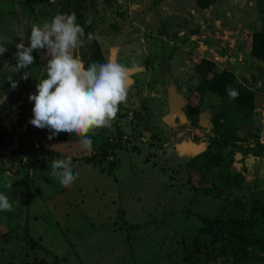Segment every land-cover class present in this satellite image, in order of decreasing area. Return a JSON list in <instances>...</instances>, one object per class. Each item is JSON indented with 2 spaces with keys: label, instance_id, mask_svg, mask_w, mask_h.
<instances>
[{
  "label": "rangeland",
  "instance_id": "1",
  "mask_svg": "<svg viewBox=\"0 0 264 264\" xmlns=\"http://www.w3.org/2000/svg\"><path fill=\"white\" fill-rule=\"evenodd\" d=\"M58 1L37 0L34 14L27 17L21 14L18 5H13L10 0H0V19L4 17L5 22L9 21L5 25L0 22V43L5 38L10 39L5 43L7 51L0 55V100L6 96L0 103V164L7 166L19 158L24 160L41 147L60 153L59 157L39 161L36 167H20L18 175L14 174V169L11 172L0 169V192L7 195L13 205L11 212L0 211V238L7 242L4 237L14 236L10 232L12 228L18 233L16 238H22L27 230L25 224L32 237L41 238V246L35 249V254L31 253L25 264H31L33 257L42 261L38 264H82L78 260L77 246L59 232L51 214L43 209L42 198L53 187L62 188L50 175L53 159H62L65 154L92 156L101 144L100 139L91 138L93 144L88 150L72 138L55 136L49 140L48 133L32 132L33 125L29 120L33 102L28 96L36 92L35 85L45 74L41 54L46 53L42 49L32 52L35 58L32 66L12 72V66L16 64L15 44L23 35L27 46L32 26L51 21L57 14ZM89 17L94 22L106 60L112 59L127 67L129 85L127 102L120 105L112 123L129 136L113 156L115 169L112 173L118 185L121 210L117 213L114 197L101 211L97 206L94 216H107L106 228L112 232L111 241L115 239V246L123 244L121 253H126V258L116 264H183L185 241H191V235L202 240L203 223L195 214L213 218L222 212L227 217L241 206L202 193L194 199L193 186L187 183L189 179L184 166L206 147L203 138L211 134L208 108L221 103V99L213 95L201 97L196 92L199 77L194 66L201 59L212 60L216 64L215 71H232L238 82L254 91L255 108L251 118L236 122L233 117L230 124L238 127L240 136L251 137L255 146H264V64L249 55L251 34L264 25V0H219L206 10H199L194 0H114L111 5L99 0L89 11ZM12 34L15 41L11 39ZM25 72L30 74L27 80L22 79ZM10 76L17 82L15 89L10 87ZM169 85L175 86L187 102L186 106H190L191 116L198 114L196 125L189 126L190 121L186 118L182 122L177 120L172 126L165 124L164 117L169 112ZM143 116H147L146 128L139 124ZM255 155L249 154L248 164L255 162V165L259 159H264L260 152ZM222 159H229L228 149L222 152ZM87 164L109 170L107 162ZM252 165L249 166L251 172L244 173L243 184L256 187L259 199L264 201V168L259 175ZM230 171H233L232 166ZM33 173L44 176V180L30 179ZM197 179H192L194 186L198 185ZM210 179L207 176L208 186ZM8 182H11V189L5 187ZM36 189L40 190V195ZM26 209L30 211L28 217ZM33 215L38 219L34 221ZM124 220L134 224V228H124ZM60 226L65 227L62 223ZM240 231L254 236L264 234V221L242 227ZM255 240L259 241L246 248L248 257L240 264H264V241ZM7 243L11 245L9 241ZM27 246L22 242L14 246L20 255L15 256L16 260L11 264L27 262L24 259ZM0 264L9 263L4 260Z\"/></svg>",
  "mask_w": 264,
  "mask_h": 264
},
{
  "label": "trees",
  "instance_id": "2",
  "mask_svg": "<svg viewBox=\"0 0 264 264\" xmlns=\"http://www.w3.org/2000/svg\"><path fill=\"white\" fill-rule=\"evenodd\" d=\"M13 5H18L23 16L31 17L34 14V5L37 0H10ZM51 1V0H50ZM99 0H59L57 14H71L75 13L77 23H79L85 32L83 46L79 48L78 54L84 61L85 68L92 62L104 63L106 58L99 45L95 25L92 18L89 17V11L93 10ZM104 4L111 5L114 0H101ZM199 10H206L219 0H194ZM53 2V1H52ZM51 2V3H52ZM91 19V24L86 25L85 20ZM93 33L94 39L89 43L87 41V34ZM41 63L44 66L46 78L47 61L50 59L46 49H42ZM249 55L255 61H260L264 64V25L260 30H256L251 34V44ZM216 64L209 59H201L199 63L194 66V72L197 74L198 82L195 87L196 92L204 97L207 94L213 95L221 99L220 106L211 105L209 115L211 116L209 124L211 127V134L203 138L206 147L193 155L185 164L184 168L188 175L189 185H192L195 191V196L198 193L210 195L212 197L222 198L227 201H234L241 206L232 216L224 217L225 215L219 213L213 218L200 216L195 214L202 220L203 226L200 230V236L191 235V241L184 244L182 250L181 262L183 264H240V261H245L249 252L246 250L248 246L256 244L259 240L264 241V234H244L241 233L242 227L253 226L257 222L264 221V201L259 199L255 188H250L245 185L244 173L251 172L249 166L256 167V172L261 175V170L264 168V159H259L258 163L255 162L248 164L249 154L253 156L255 153L260 152L264 155V146L253 144V139L248 135L242 137L238 134V127L230 124L233 117L235 121H246L253 115L254 104V91L247 86L238 82L235 74L230 70L215 71ZM231 86L238 92L235 99L229 97L226 89ZM234 114V116L232 115ZM232 115V116H231ZM147 116H143L139 124L146 128ZM198 116L192 119L195 124ZM224 121V122H223ZM32 132L36 134L48 133V129H38L32 126ZM91 138L100 139L101 144L98 151L92 156L82 155L77 157L72 154H65L64 158L71 156L73 163H89L92 165H101L107 162L109 170L108 174L112 173L115 169V152L129 140V136L121 131L117 126L111 128H101L94 133H89ZM57 136H62L65 139H74L80 141L79 137L75 134L70 135L61 133ZM0 139L2 137L0 136ZM252 146H255L252 148ZM228 149L229 159H222V152ZM34 153V154H33ZM60 153L53 149H46L41 147L34 150L32 155L24 160L19 158L11 161L7 166L0 164V169L4 172H11L15 170V175H18L20 167L24 165L28 168L36 167L39 161H48L53 157H59ZM255 161V160H254ZM19 162V165H15ZM38 163V164H37ZM232 166L233 171H230ZM217 169L213 171V169ZM245 171V172H244ZM207 176H210L211 184L207 185ZM250 176V175H249ZM193 177L198 178V185H193ZM191 179V180H190ZM204 185V186H202ZM236 216V217H234ZM130 221L124 220V228L127 226L128 230L134 228ZM22 240L25 241L27 246V254L29 250H35L39 242L30 238L28 228L23 232ZM48 249H46L47 252ZM56 257L54 261H56ZM37 260L33 257L30 261L31 264H38Z\"/></svg>",
  "mask_w": 264,
  "mask_h": 264
},
{
  "label": "clouds",
  "instance_id": "3",
  "mask_svg": "<svg viewBox=\"0 0 264 264\" xmlns=\"http://www.w3.org/2000/svg\"><path fill=\"white\" fill-rule=\"evenodd\" d=\"M86 25L91 19L85 20ZM85 38L84 28L77 23L75 13L56 14L51 21L42 26L33 25L30 31V43L21 41L15 45L16 64L12 72L29 68L34 64V50L46 49L50 56L47 61L46 78L35 85L36 92L30 93L32 117L29 123L38 129H48V139L52 140L60 133L75 134L85 149L91 150L93 141L89 133L101 128H111L120 111V105L126 104L128 96V69L125 65L108 59L104 63L92 62L85 68L78 54ZM87 41L94 39L93 33L87 34ZM5 38L0 43V55L7 51ZM25 72L22 79L27 80ZM10 87L15 89L17 82L8 78ZM230 98L235 99L238 92L228 86ZM6 96L0 100V103ZM50 175L64 188H69L79 173L72 168V158H56L51 161ZM11 189V182L5 184ZM0 211L11 212L13 205L7 195L0 192Z\"/></svg>",
  "mask_w": 264,
  "mask_h": 264
},
{
  "label": "crops",
  "instance_id": "4",
  "mask_svg": "<svg viewBox=\"0 0 264 264\" xmlns=\"http://www.w3.org/2000/svg\"><path fill=\"white\" fill-rule=\"evenodd\" d=\"M3 18L0 19V22L2 21L3 25L9 23L6 19L5 20L7 22H5ZM12 31L14 32L13 25ZM11 39L15 41L13 34ZM73 167L76 168L73 171L79 173L78 178L69 188L62 187L60 189L58 187H53V189H50L48 191L49 193L44 195L42 198L43 209L51 214L59 232L62 233V235L68 240L71 239L72 243L77 246L78 260L82 261V264H116L126 258L124 257L126 253H121L124 249L123 244L120 245L119 243V245L116 244L115 246V239L111 241L112 232L106 228L109 222L107 216H105V218H95L94 215L96 214L97 206L99 211H101L103 206L107 204L108 201L111 202L114 200V197L117 199V213L121 210L117 182L113 177V173L108 174L101 168L97 169L96 167L89 166L88 164L72 165V168ZM41 178L44 180V176L41 175L38 177L36 173H33L30 176V179L35 180ZM55 189L56 192H53ZM36 191L39 195L41 194L39 189H36ZM39 203L42 204L40 201ZM25 213L28 217L30 214L29 209H26ZM37 219L38 216L33 215V220L35 221ZM61 223L64 224L65 227L60 226ZM25 228H28L30 238L37 240L39 242L38 244L41 245V238L37 239L32 237L29 226L26 224ZM7 229L9 230V228ZM10 232L14 236H6L4 238L8 240L11 245L7 243L8 241L4 242L2 237L0 238V263H3L4 260H6L9 264H11V261L15 262V256L20 255V253L14 250V246H16L19 242H22L25 245L24 240L16 238L18 233H15L17 231H15L14 228H12ZM5 244H8V247H6ZM124 244L129 248V250H132L127 241H125ZM106 247H108L107 251ZM103 250H105V252H103ZM32 252L35 254L36 251L29 250V255H26L27 249L24 250V259L26 258L27 262L24 260L23 264L29 262L28 258Z\"/></svg>",
  "mask_w": 264,
  "mask_h": 264
},
{
  "label": "water",
  "instance_id": "5",
  "mask_svg": "<svg viewBox=\"0 0 264 264\" xmlns=\"http://www.w3.org/2000/svg\"><path fill=\"white\" fill-rule=\"evenodd\" d=\"M167 103L169 112L164 117V122L168 126H172L176 123V119L182 122L185 116L182 111V108L185 105V100L182 96L177 92L175 86L169 85L167 88Z\"/></svg>",
  "mask_w": 264,
  "mask_h": 264
},
{
  "label": "flooded vegetation",
  "instance_id": "6",
  "mask_svg": "<svg viewBox=\"0 0 264 264\" xmlns=\"http://www.w3.org/2000/svg\"><path fill=\"white\" fill-rule=\"evenodd\" d=\"M177 92H178V91H177ZM186 104H187V102L185 101V105H184V107L182 108V111H183V113H184V116H185L186 119H188V120L190 121V124H191V125H189V126L196 125V124L198 123L199 116H198V114L195 115V116H191V108H190L189 105L186 106ZM208 110H209V112L211 111L210 108H208ZM196 116H198V119H197L196 123L194 124L193 121H192V119H193L194 117H196ZM209 118H211L210 115H209ZM209 120H210V119H209Z\"/></svg>",
  "mask_w": 264,
  "mask_h": 264
},
{
  "label": "bare ground",
  "instance_id": "7",
  "mask_svg": "<svg viewBox=\"0 0 264 264\" xmlns=\"http://www.w3.org/2000/svg\"><path fill=\"white\" fill-rule=\"evenodd\" d=\"M176 120H178V119H176Z\"/></svg>",
  "mask_w": 264,
  "mask_h": 264
},
{
  "label": "built area",
  "instance_id": "8",
  "mask_svg": "<svg viewBox=\"0 0 264 264\" xmlns=\"http://www.w3.org/2000/svg\"><path fill=\"white\" fill-rule=\"evenodd\" d=\"M51 1H53V0H51Z\"/></svg>",
  "mask_w": 264,
  "mask_h": 264
}]
</instances>
